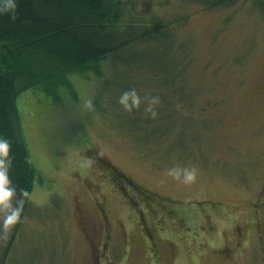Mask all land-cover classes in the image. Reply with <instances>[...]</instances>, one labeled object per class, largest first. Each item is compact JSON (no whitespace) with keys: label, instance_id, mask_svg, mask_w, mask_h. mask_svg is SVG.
Listing matches in <instances>:
<instances>
[{"label":"rangeland","instance_id":"obj_1","mask_svg":"<svg viewBox=\"0 0 264 264\" xmlns=\"http://www.w3.org/2000/svg\"><path fill=\"white\" fill-rule=\"evenodd\" d=\"M128 2L139 13L189 15L174 31L187 68L174 70V54L158 63L184 79L190 103L170 97L172 131L145 142L97 112L99 90L117 78L111 65L99 81L88 65L21 93L31 209L12 242L13 225L3 227L12 211L0 205V264H264V0L211 10ZM126 68L121 81L136 77L137 103L153 114L159 96L147 92L158 81ZM100 106L115 107L107 98Z\"/></svg>","mask_w":264,"mask_h":264},{"label":"trees","instance_id":"obj_2","mask_svg":"<svg viewBox=\"0 0 264 264\" xmlns=\"http://www.w3.org/2000/svg\"><path fill=\"white\" fill-rule=\"evenodd\" d=\"M193 1L204 10H211L238 0ZM182 15L169 19L139 13L128 0H0V141L8 144L6 153L0 150V190L15 189L11 201L5 198V202L11 211L20 208L19 218L13 224L12 242L24 215L31 209L28 193L34 176L17 97L88 65L94 66L93 76L99 81L108 77L111 65L117 78L99 90L95 99L97 112L110 116L113 123L117 121V128L128 136L158 141L172 131V118H178L175 105L170 107V97L175 104L187 105L192 96L182 93L184 79L167 78L165 66L158 63L160 58L174 54L179 61L174 70L187 68L183 61L187 60L188 46L181 48L174 42L175 29L189 17ZM121 62L123 68L135 74H153L149 76L158 81L155 87L149 85L147 92L152 97L159 96L154 116L137 103V97L144 93L136 77L124 76L121 81ZM127 97L132 99L118 105ZM106 98L115 105L113 109L101 108L100 100ZM190 119H183L179 137L182 141L178 142L181 146L192 125Z\"/></svg>","mask_w":264,"mask_h":264},{"label":"clouds","instance_id":"obj_3","mask_svg":"<svg viewBox=\"0 0 264 264\" xmlns=\"http://www.w3.org/2000/svg\"><path fill=\"white\" fill-rule=\"evenodd\" d=\"M7 149H8L7 141H0V150L6 153ZM0 178H3L2 173H0ZM192 179H194V173L187 172L185 175V180L187 181ZM14 193H15V189H11V188L0 190V205L3 204L5 198H7V200L10 202ZM19 213H20V208H14L10 214L5 215L3 217V227L7 229L10 226H12L18 220Z\"/></svg>","mask_w":264,"mask_h":264},{"label":"flooded vegetation","instance_id":"obj_4","mask_svg":"<svg viewBox=\"0 0 264 264\" xmlns=\"http://www.w3.org/2000/svg\"><path fill=\"white\" fill-rule=\"evenodd\" d=\"M104 223H106V222H104ZM146 229H147L146 231L152 236V239L154 240V234H153V231L151 230V228L146 226Z\"/></svg>","mask_w":264,"mask_h":264}]
</instances>
